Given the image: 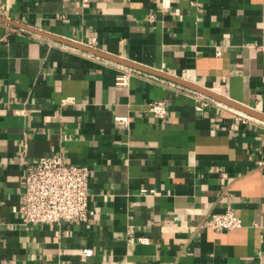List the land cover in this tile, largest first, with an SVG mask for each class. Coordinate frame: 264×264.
<instances>
[{
    "label": "crops",
    "instance_id": "obj_1",
    "mask_svg": "<svg viewBox=\"0 0 264 264\" xmlns=\"http://www.w3.org/2000/svg\"><path fill=\"white\" fill-rule=\"evenodd\" d=\"M0 18L264 115V0H0ZM243 117L0 21V264H264V123ZM49 156L88 170L86 223L22 221L26 167ZM228 207L242 227L213 232Z\"/></svg>",
    "mask_w": 264,
    "mask_h": 264
},
{
    "label": "built area",
    "instance_id": "obj_2",
    "mask_svg": "<svg viewBox=\"0 0 264 264\" xmlns=\"http://www.w3.org/2000/svg\"><path fill=\"white\" fill-rule=\"evenodd\" d=\"M88 4L90 0H81ZM122 79L117 84L122 85ZM209 101L197 105L196 111L201 112ZM147 112L159 120L167 118L164 102H151ZM250 120L249 117H243ZM115 126L126 128L128 117H115ZM89 174L85 167L64 165L58 157H42L26 167L24 191L18 206V213L25 224L48 223H86L93 216L89 208L88 183ZM209 227L215 233L227 232L242 227V222L233 210L228 207L224 213L211 214ZM130 242L144 243L141 238H129ZM91 250L83 251V257L91 256Z\"/></svg>",
    "mask_w": 264,
    "mask_h": 264
},
{
    "label": "water",
    "instance_id": "obj_3",
    "mask_svg": "<svg viewBox=\"0 0 264 264\" xmlns=\"http://www.w3.org/2000/svg\"><path fill=\"white\" fill-rule=\"evenodd\" d=\"M0 21L1 22H5L7 24H12L14 26H17L19 28H23L29 32H32L34 34H37L39 36H42V37H45L49 40H52L54 42H57V43H60V44H63L65 46H69L71 48H75V49H78V50H81L83 52H86V53H89V54H92L94 56H97L99 58H102V59H105V60H109L111 62H114L116 64H120L122 66H125L127 68H130V69H133V70H137V71H141V72H145V73H148V74H151V75H154V76H157V77H160V78H163L165 80H168V81H171L173 83H176V84H179L180 86H183L189 90H192L196 93H199L213 101H216L218 103H221L227 107H230L250 118H253L255 120H258L262 123H264V115L261 114V113H258V112H255L243 105H240V104H237L235 102H232L230 101L229 99L225 98L224 96H221V95H218L214 92H211L209 90H206V89H203L197 85H194V84H191L189 82H186L182 79H178V78H175V77H172V76H169L167 74H164V73H161V72H157V71H154V70H150L148 68H145V67H142V66H138L136 64H133V63H130V62H127L125 60H122L120 58H116V57H113V56H109L107 54H104L102 52H99L98 50H95V49H92L90 47H87V46H84V45H80V44H77V43H74V42H71V41H68V40H65V39H62V38H59L57 36H53L51 34H46L44 32H41V31H37V30H34V29H31V28H27V27H21L19 24H16L14 22H11L9 20H5L3 18H0Z\"/></svg>",
    "mask_w": 264,
    "mask_h": 264
}]
</instances>
